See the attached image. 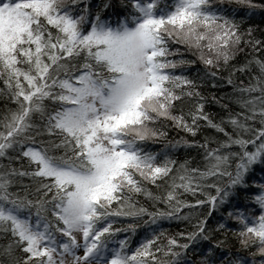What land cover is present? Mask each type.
Listing matches in <instances>:
<instances>
[{
    "label": "snow or ice",
    "instance_id": "obj_1",
    "mask_svg": "<svg viewBox=\"0 0 264 264\" xmlns=\"http://www.w3.org/2000/svg\"><path fill=\"white\" fill-rule=\"evenodd\" d=\"M0 264H264V0H0Z\"/></svg>",
    "mask_w": 264,
    "mask_h": 264
},
{
    "label": "trees",
    "instance_id": "obj_2",
    "mask_svg": "<svg viewBox=\"0 0 264 264\" xmlns=\"http://www.w3.org/2000/svg\"><path fill=\"white\" fill-rule=\"evenodd\" d=\"M193 155H195V153H193ZM256 178L257 179H259V173H257V176H256ZM166 227H170L171 228V230H173V231H175L176 230V225L175 224H172V225H168L167 223H166V225H165ZM181 227H183V225H181ZM233 251H235V249H233Z\"/></svg>",
    "mask_w": 264,
    "mask_h": 264
}]
</instances>
